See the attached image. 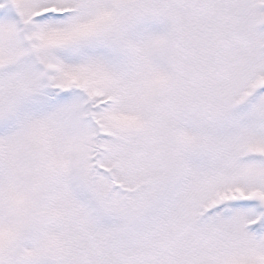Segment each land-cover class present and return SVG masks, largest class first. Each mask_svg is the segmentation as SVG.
<instances>
[{"label": "snow or ice", "instance_id": "obj_1", "mask_svg": "<svg viewBox=\"0 0 264 264\" xmlns=\"http://www.w3.org/2000/svg\"><path fill=\"white\" fill-rule=\"evenodd\" d=\"M0 264H264V0H0Z\"/></svg>", "mask_w": 264, "mask_h": 264}]
</instances>
